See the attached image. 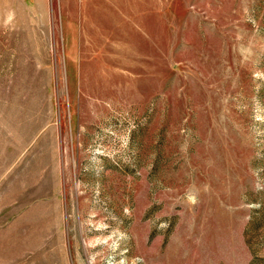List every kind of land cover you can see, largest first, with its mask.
Instances as JSON below:
<instances>
[{"label":"rangeland","instance_id":"rangeland-1","mask_svg":"<svg viewBox=\"0 0 264 264\" xmlns=\"http://www.w3.org/2000/svg\"><path fill=\"white\" fill-rule=\"evenodd\" d=\"M0 264H264V0H0Z\"/></svg>","mask_w":264,"mask_h":264}]
</instances>
